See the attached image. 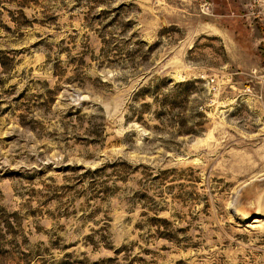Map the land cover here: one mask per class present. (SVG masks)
<instances>
[{"label": "rangeland", "instance_id": "374dc122", "mask_svg": "<svg viewBox=\"0 0 264 264\" xmlns=\"http://www.w3.org/2000/svg\"><path fill=\"white\" fill-rule=\"evenodd\" d=\"M249 3L0 0V264H264Z\"/></svg>", "mask_w": 264, "mask_h": 264}, {"label": "built area", "instance_id": "2783aa9c", "mask_svg": "<svg viewBox=\"0 0 264 264\" xmlns=\"http://www.w3.org/2000/svg\"><path fill=\"white\" fill-rule=\"evenodd\" d=\"M250 12L257 16L259 19H264V0H250ZM209 3L207 1L203 2L201 5V9L203 11L209 10ZM210 81H213V78H210ZM212 89H216V85L211 82Z\"/></svg>", "mask_w": 264, "mask_h": 264}]
</instances>
